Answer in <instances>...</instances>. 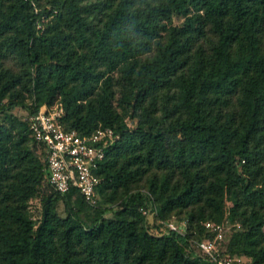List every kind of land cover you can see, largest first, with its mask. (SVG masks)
I'll return each instance as SVG.
<instances>
[{"label":"trees","instance_id":"16d2710c","mask_svg":"<svg viewBox=\"0 0 264 264\" xmlns=\"http://www.w3.org/2000/svg\"><path fill=\"white\" fill-rule=\"evenodd\" d=\"M47 3L0 0V112L26 108L28 93L31 114L62 107L67 131L114 130L95 171L97 206L108 191L105 203H121L87 224L84 198L46 181L52 193L33 219L46 164L28 142L45 150L11 117L0 126V264H214L189 247L209 238L205 222H241L227 252L264 264V0H110L97 19L87 0ZM4 56L24 69H3ZM153 170L166 175L137 189ZM75 194L80 204L66 201L60 217L59 200ZM142 210L184 233L153 236Z\"/></svg>","mask_w":264,"mask_h":264},{"label":"built area","instance_id":"2783aa9c","mask_svg":"<svg viewBox=\"0 0 264 264\" xmlns=\"http://www.w3.org/2000/svg\"><path fill=\"white\" fill-rule=\"evenodd\" d=\"M62 107H44L27 119L29 129L36 142L46 154V178L49 185L62 195L75 190L90 206H97V187L99 178L95 171L106 158L110 146L119 140V135L110 128H99L85 134L64 129L61 119ZM153 221L155 213L142 210ZM153 236H164L176 232L183 234L184 227L175 222L153 223ZM209 238L193 239L189 242L190 250L204 261L214 264H240L242 257L231 256L226 249V235L244 230L241 222L233 225L205 222L202 224Z\"/></svg>","mask_w":264,"mask_h":264},{"label":"rangeland","instance_id":"374dc122","mask_svg":"<svg viewBox=\"0 0 264 264\" xmlns=\"http://www.w3.org/2000/svg\"><path fill=\"white\" fill-rule=\"evenodd\" d=\"M50 0H41V4L42 6L48 5L47 2H49ZM110 0H87V5L89 7V10L91 12V17L92 19H96L98 17H101L99 12H95L94 7L101 5L102 3H106ZM181 24V21H179L178 19L174 20V25L179 26ZM212 37L209 36V39L207 40H203V44H206L207 46H210ZM2 62V68L3 69H9V70H13L14 72H21L24 69V64L21 62L20 58L18 57H10V56H4L3 59H1ZM34 101H35V96H32L31 94L26 93L25 94V105L26 108L19 105L11 110H9L8 112H0V126L1 125H9L11 123V117L14 118L15 121H13V123L16 126V131L17 133L20 134V136H24L25 132H24V128H25V124H27V119L30 117L31 115V109L33 108L34 105ZM4 103H8V100H5ZM56 103H61V100L58 99L56 101ZM130 117H128L129 119ZM134 126V124H133ZM29 147L31 149V151L34 153V155L37 157V161H38V165L39 164H46V155L43 152V150L39 149L38 147H36V145L34 144V142L29 141ZM20 169L19 168H14L13 165H11V172L13 175H15ZM44 172V179L42 180L38 190H39V195L38 197H36L35 199L31 200L29 203V215L37 220L40 218L41 213H42V203H41V198L43 196H49L51 195L52 191L49 190V188L46 185V169L43 170ZM164 175H166V173L164 171H158V170H153L151 172H148L144 177H142L140 179V181L138 182V188L137 189H142L143 192H147L148 190V185L150 184V182L154 179V177L158 176L159 178L163 179ZM177 180H174L173 182L175 183ZM107 196H101V200H100V205L99 207H93L88 205L87 203H83L80 204L81 202V198L79 195L75 194L72 197H66L65 199H60L57 206H56V211L58 213V215L62 218H66L67 217V211H66V206H65V202L66 201H70L71 205L73 207L76 206V204H80L78 205V208L81 209L80 213V217L82 219H84V221L87 224H91L93 223L95 217H96V211H98L101 207H112L115 211L119 210V206H120V201H121V194L119 195L118 199L114 201V204H108L105 203L103 200L105 198H109V191L106 192ZM186 212H182V211H177L173 216L172 219H183L186 217L185 215ZM114 217L113 213H108L106 215V218L112 219ZM157 224L159 222L157 221H153L152 219L148 218L147 221V226L149 231L152 229V227L154 226V224ZM152 232V230H151ZM249 260L247 258H243L240 264H248Z\"/></svg>","mask_w":264,"mask_h":264}]
</instances>
